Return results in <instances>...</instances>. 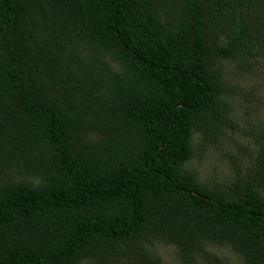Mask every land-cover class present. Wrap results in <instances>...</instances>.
<instances>
[{
  "label": "trees",
  "instance_id": "obj_1",
  "mask_svg": "<svg viewBox=\"0 0 264 264\" xmlns=\"http://www.w3.org/2000/svg\"><path fill=\"white\" fill-rule=\"evenodd\" d=\"M259 59L264 0H0V264H264V134L229 181L185 167Z\"/></svg>",
  "mask_w": 264,
  "mask_h": 264
},
{
  "label": "rangeland",
  "instance_id": "obj_2",
  "mask_svg": "<svg viewBox=\"0 0 264 264\" xmlns=\"http://www.w3.org/2000/svg\"><path fill=\"white\" fill-rule=\"evenodd\" d=\"M111 65L118 68L114 63ZM224 78L236 85L240 92L228 98L232 107L230 117L236 127L231 129L225 126L216 145L201 146L199 137L194 135L192 142L196 152L185 164L187 170L196 174L200 182L208 185L220 184L234 178L237 166L233 160L240 163V171H245L246 166L259 153L256 145L257 133L264 134V59H259L251 71H239L236 62H226ZM228 156H232L233 160ZM262 195L264 197V191ZM149 248L165 264L179 263L174 245L155 242ZM207 248L223 257L227 264H243L242 257L227 245L210 244Z\"/></svg>",
  "mask_w": 264,
  "mask_h": 264
}]
</instances>
